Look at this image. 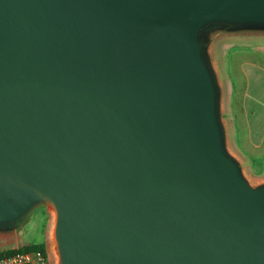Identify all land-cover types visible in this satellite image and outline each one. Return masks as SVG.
Masks as SVG:
<instances>
[{
    "label": "water",
    "instance_id": "95a60500",
    "mask_svg": "<svg viewBox=\"0 0 264 264\" xmlns=\"http://www.w3.org/2000/svg\"><path fill=\"white\" fill-rule=\"evenodd\" d=\"M215 24L264 27V0H0V228L49 203L61 264H264Z\"/></svg>",
    "mask_w": 264,
    "mask_h": 264
},
{
    "label": "rangeland",
    "instance_id": "374dc122",
    "mask_svg": "<svg viewBox=\"0 0 264 264\" xmlns=\"http://www.w3.org/2000/svg\"><path fill=\"white\" fill-rule=\"evenodd\" d=\"M264 27L254 26L232 28L215 24L206 28L203 39L209 47L207 62L216 83L223 84L218 88V116L224 123V149L227 155L237 164L239 173L252 188L264 185V139H261L262 113H245L235 110L229 103L230 85L235 80L244 83L243 71L250 77L249 66H241L244 61L242 41L260 40ZM247 39V40H246ZM208 52V51H207ZM217 68V71H214ZM214 69V70H213ZM222 91V94L220 93ZM55 212L49 203H39L16 221L14 244L42 243L47 264H61L53 235Z\"/></svg>",
    "mask_w": 264,
    "mask_h": 264
},
{
    "label": "crops",
    "instance_id": "0c3cea01",
    "mask_svg": "<svg viewBox=\"0 0 264 264\" xmlns=\"http://www.w3.org/2000/svg\"><path fill=\"white\" fill-rule=\"evenodd\" d=\"M259 40L240 41V52L244 53V61L241 62V66L246 65L251 68L250 77L243 71L244 83L235 80L234 84L230 85V98L229 103L235 106V110H241L245 113L254 114L255 112L262 113L264 119V34ZM247 40V39H246ZM209 47L206 45V54L209 53ZM208 51V52H207ZM215 69V70H214ZM217 71V68H214ZM217 83L219 88L223 87L220 82ZM222 94V91L220 90ZM221 125L224 129V123L221 121ZM261 139H264V123L261 124ZM14 229L13 226L0 228V252L15 249L23 245L28 244H14ZM14 264H35L34 262H22Z\"/></svg>",
    "mask_w": 264,
    "mask_h": 264
},
{
    "label": "built area",
    "instance_id": "2783aa9c",
    "mask_svg": "<svg viewBox=\"0 0 264 264\" xmlns=\"http://www.w3.org/2000/svg\"><path fill=\"white\" fill-rule=\"evenodd\" d=\"M22 262H34L35 264H47V259L40 251L17 253L0 259V264H14Z\"/></svg>",
    "mask_w": 264,
    "mask_h": 264
},
{
    "label": "trees",
    "instance_id": "16d2710c",
    "mask_svg": "<svg viewBox=\"0 0 264 264\" xmlns=\"http://www.w3.org/2000/svg\"><path fill=\"white\" fill-rule=\"evenodd\" d=\"M33 251H40L43 256L46 258L44 246L42 243H32L28 245H23L15 249H9L0 252V259L6 256H12L17 253H26V252H33Z\"/></svg>",
    "mask_w": 264,
    "mask_h": 264
},
{
    "label": "bare ground",
    "instance_id": "6f19581e",
    "mask_svg": "<svg viewBox=\"0 0 264 264\" xmlns=\"http://www.w3.org/2000/svg\"><path fill=\"white\" fill-rule=\"evenodd\" d=\"M53 208V207H52Z\"/></svg>",
    "mask_w": 264,
    "mask_h": 264
}]
</instances>
